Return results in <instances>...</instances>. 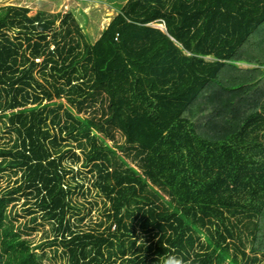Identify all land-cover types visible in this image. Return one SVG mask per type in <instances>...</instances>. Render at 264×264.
Listing matches in <instances>:
<instances>
[{"label": "trees", "instance_id": "obj_1", "mask_svg": "<svg viewBox=\"0 0 264 264\" xmlns=\"http://www.w3.org/2000/svg\"><path fill=\"white\" fill-rule=\"evenodd\" d=\"M29 13L0 8V172L17 176L0 192V264L46 258L21 196L31 223L53 224L37 249L65 264H260L264 0H127L95 42L73 13ZM78 190L104 200L91 230Z\"/></svg>", "mask_w": 264, "mask_h": 264}, {"label": "rangeland", "instance_id": "obj_2", "mask_svg": "<svg viewBox=\"0 0 264 264\" xmlns=\"http://www.w3.org/2000/svg\"><path fill=\"white\" fill-rule=\"evenodd\" d=\"M126 3L127 0H0V8L10 5L26 6L30 8V16L42 13L47 18H54L60 15L65 16L68 13H73V16L81 25L82 33L88 37L90 42H95L100 38L102 31L110 24L111 20L119 13V10ZM62 16L57 21L58 26H62ZM150 26L162 29L163 31L165 30V26L162 24L155 23ZM42 61V59L37 60V63L41 64ZM240 67L243 69L253 68L252 66L248 67L246 64H240ZM61 104L64 105V109L59 112L64 114L68 106L67 100L63 99L57 102L58 106ZM87 115L89 116V114H84V116ZM3 138H9V134L6 130L0 133V144L7 142V140ZM109 143L112 144L111 142ZM119 143L122 144L123 140ZM74 147H77V142L74 143ZM77 153L81 155L82 152L78 150ZM75 167L81 169V167H83V162ZM83 171L87 173L89 169ZM87 177L90 179L91 176L88 174ZM16 179L17 176L9 170L0 172V192L6 190L7 187L13 186ZM87 188H89L88 184L86 185V189ZM25 200H27V198L21 196V199L14 203L15 205L13 204L15 206L13 211L21 216L19 217L20 223L27 224L24 238L31 242V248L35 249L34 251L36 253H46V258L42 260L41 264L67 263L68 261H66L60 253L57 257L55 256L53 248H45L41 251L37 249L38 246L45 245L47 242L52 241L54 231L52 230L53 224L43 221L40 214H38V220L35 223H31L30 219L32 215H29L27 210L31 207L34 199H29L30 201L27 205L24 203ZM74 201L80 212V215L76 216L74 221L78 222L81 217L85 216L86 220L81 224L84 230H91L95 228L96 224L101 220L104 221L105 207L102 197H96L94 193L90 195L89 193L78 190L77 194L74 196ZM90 203L95 204L92 212H90ZM141 240L143 241V239ZM259 259L261 261L260 264H264L263 256ZM117 264H119V261H117Z\"/></svg>", "mask_w": 264, "mask_h": 264}, {"label": "clouds", "instance_id": "obj_3", "mask_svg": "<svg viewBox=\"0 0 264 264\" xmlns=\"http://www.w3.org/2000/svg\"><path fill=\"white\" fill-rule=\"evenodd\" d=\"M159 264H191L190 260H185V258L177 255H163L158 257Z\"/></svg>", "mask_w": 264, "mask_h": 264}, {"label": "crops", "instance_id": "obj_4", "mask_svg": "<svg viewBox=\"0 0 264 264\" xmlns=\"http://www.w3.org/2000/svg\"><path fill=\"white\" fill-rule=\"evenodd\" d=\"M262 36H264V30L262 31ZM208 60H210V59H207V61ZM240 64H246V63H239V66H240ZM248 67H250V66H252L253 68H259V66H257V65H250V64H246ZM246 69H249V68H246Z\"/></svg>", "mask_w": 264, "mask_h": 264}]
</instances>
